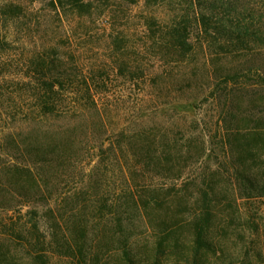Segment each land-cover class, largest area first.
Returning a JSON list of instances; mask_svg holds the SVG:
<instances>
[{
	"label": "rangeland",
	"instance_id": "374dc122",
	"mask_svg": "<svg viewBox=\"0 0 264 264\" xmlns=\"http://www.w3.org/2000/svg\"><path fill=\"white\" fill-rule=\"evenodd\" d=\"M193 3L174 6L193 18L184 62L148 42L143 0L79 47L99 81L104 141L97 157L86 148L83 172L56 191L51 183L48 202L0 211V264H37L39 254L48 264H264V196L245 198L264 188V0ZM64 29L84 37L75 22ZM29 51L13 44V77ZM229 74L238 76L225 82ZM84 219L86 249L66 253L63 235L79 241Z\"/></svg>",
	"mask_w": 264,
	"mask_h": 264
},
{
	"label": "trees",
	"instance_id": "16d2710c",
	"mask_svg": "<svg viewBox=\"0 0 264 264\" xmlns=\"http://www.w3.org/2000/svg\"><path fill=\"white\" fill-rule=\"evenodd\" d=\"M176 1L143 0L141 25L148 42L157 46L163 59L180 63L192 52L189 39L193 18L188 13L179 16L174 8ZM138 3L139 0H0V211L9 213L18 207L48 202V197L53 196L51 183L59 180L51 188L56 191L69 172L85 170L81 158L89 145L97 148L93 150L97 157V141L103 140L100 134L104 130L95 90L99 81L84 69L77 51L93 42L95 30L112 32L117 18L129 19L131 7ZM189 3L194 4L193 0H188L190 6ZM68 20L83 31V38L69 37L64 29ZM207 20L201 16L203 24ZM119 42L116 39L115 45ZM13 44L30 49L20 56L17 77L10 74ZM237 76L225 75L224 80ZM14 123L21 128L11 130ZM89 172H96V167ZM249 188L245 198L264 196V188ZM75 225L80 240L74 242L73 236L69 240L63 235L69 241L63 251L82 254L86 249L84 239L93 225L87 219ZM120 225L116 224L117 229ZM196 232L200 247L204 225L199 223ZM53 233L56 237L57 232ZM36 261L48 264L42 254Z\"/></svg>",
	"mask_w": 264,
	"mask_h": 264
}]
</instances>
